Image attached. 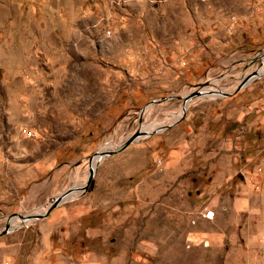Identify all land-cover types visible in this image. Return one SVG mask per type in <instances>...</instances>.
<instances>
[{
	"label": "rangeland",
	"instance_id": "1",
	"mask_svg": "<svg viewBox=\"0 0 264 264\" xmlns=\"http://www.w3.org/2000/svg\"><path fill=\"white\" fill-rule=\"evenodd\" d=\"M263 48L264 0H0V230L181 113L0 235V264H264V73L181 107Z\"/></svg>",
	"mask_w": 264,
	"mask_h": 264
},
{
	"label": "water",
	"instance_id": "2",
	"mask_svg": "<svg viewBox=\"0 0 264 264\" xmlns=\"http://www.w3.org/2000/svg\"><path fill=\"white\" fill-rule=\"evenodd\" d=\"M264 52V48L262 49L261 53L262 54ZM259 54H255L253 55L250 60L254 61L258 58ZM263 74V73H262ZM260 74V75H262ZM253 77H255L254 73H248L246 75H243L240 77L239 81L237 82V84L234 86V88L230 91H220L218 92V94L215 96V98H220V97H227L230 96L232 94H234L235 92H237L238 90H240L242 87H244ZM208 84L207 81H203L202 83H198L195 85L194 89L187 91L186 93H184L182 95V103H181V107H182V112L185 109V105L186 103L192 99V98H196L201 94V88L206 86ZM207 92H211V91H207ZM215 92V91H214ZM170 96H166V97H161L160 99H154L149 101V103H153V102H157V101H161V100H165L167 98H169ZM145 107V106H144ZM144 107H141L140 111H142L144 109ZM180 117L176 118L175 120L171 121L170 123L166 124V125H161L158 127H155L153 129H151L147 134H151V133H155L161 130H164L168 127H170L173 123H175ZM139 136V131L136 129L133 133H131L130 135H128L122 142H120L118 145H116L115 147H113L112 149H108L105 151H101V150H96L93 154H91L88 157V161L89 163L91 162L93 156L95 155H99V156H108L111 155L113 153H115L116 151H120L122 149H124L128 144H130L131 142L135 141ZM99 159L96 160L95 164H94V168L96 166V163ZM91 168L88 170L87 176L85 178L84 183L78 188L79 191L85 190L91 180L92 177V172L93 169ZM71 192V188H68L64 191L61 192L60 195L55 196L51 202L48 204V206L46 207V209L43 212H39V213H14L11 215L7 216V219H9L12 215H17L19 216L22 220H35V219H40L42 217H45L49 211L55 207L61 200H63L67 195H69ZM11 228L8 227L7 223L2 227V229L0 230V235H3L5 233H7L8 231H10Z\"/></svg>",
	"mask_w": 264,
	"mask_h": 264
},
{
	"label": "bare ground",
	"instance_id": "3",
	"mask_svg": "<svg viewBox=\"0 0 264 264\" xmlns=\"http://www.w3.org/2000/svg\"><path fill=\"white\" fill-rule=\"evenodd\" d=\"M258 68V67H257ZM255 74V77L253 78H256L258 76H260V74L264 73V69L259 71V72H252ZM252 78V79H253ZM201 94L198 96V97H203V98H215V96L218 94V92L220 91H229V89L227 88H223V87H217L214 83L212 82H208V84L204 87L201 88ZM207 91H211V92H207ZM215 91V92H214ZM181 114V113H180ZM179 114V115H180ZM179 115L176 117L178 118ZM175 118V119H176ZM158 126H161V125H151V124H147L146 126H143L141 128H138L137 130L139 131V133H148L151 129L155 128V127H158ZM141 135V134H140ZM102 156H99V155H95L93 156L91 162H90V169L91 168H94V164L96 162L97 159H101ZM78 188V187H77ZM77 188H74L71 190L70 194L67 195L65 198H69L71 196H74L78 193L79 190H77ZM64 198V199H65ZM47 205H45L44 207H41L40 209L36 210L35 212H32V213H39V212H43L45 210ZM26 213H29V212H26ZM11 220V223H9ZM13 221V223H12ZM30 222V220H22L19 216L17 215H12L9 219H7V225L9 228L13 229V228H16L22 224H26Z\"/></svg>",
	"mask_w": 264,
	"mask_h": 264
},
{
	"label": "built area",
	"instance_id": "4",
	"mask_svg": "<svg viewBox=\"0 0 264 264\" xmlns=\"http://www.w3.org/2000/svg\"><path fill=\"white\" fill-rule=\"evenodd\" d=\"M262 126H263V128H264V119L262 120ZM203 217L204 218H210L211 217V213L210 212H205L204 214H203Z\"/></svg>",
	"mask_w": 264,
	"mask_h": 264
}]
</instances>
